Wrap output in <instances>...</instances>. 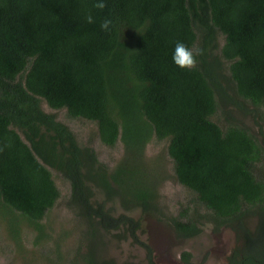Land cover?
I'll use <instances>...</instances> for the list:
<instances>
[{
	"label": "trees",
	"instance_id": "1",
	"mask_svg": "<svg viewBox=\"0 0 264 264\" xmlns=\"http://www.w3.org/2000/svg\"><path fill=\"white\" fill-rule=\"evenodd\" d=\"M97 2L0 0V229L18 248L26 230L47 242L42 220L61 196L57 173L86 225L88 251L70 264H127L103 256L96 240L118 231L152 249L129 213L162 211L168 168L146 149L164 141L171 178L198 204L171 218L177 236L229 227L236 246L226 264H264V0ZM178 41L202 51L195 68L173 62ZM44 105L95 123L102 144L120 143L116 165L109 169ZM235 112L251 116L257 131ZM115 200L118 215L107 206ZM181 257L191 264L190 252Z\"/></svg>",
	"mask_w": 264,
	"mask_h": 264
},
{
	"label": "rangeland",
	"instance_id": "2",
	"mask_svg": "<svg viewBox=\"0 0 264 264\" xmlns=\"http://www.w3.org/2000/svg\"><path fill=\"white\" fill-rule=\"evenodd\" d=\"M44 107L47 111L54 112L60 121L66 123L75 132L81 145L92 146L99 160L109 169L116 165L123 154L120 143L113 148L108 147L101 143L95 123L70 118L65 109L57 111L46 105ZM261 113L262 119L259 123L264 129V107ZM234 116L241 118L254 133L257 131L258 126L251 116L241 117L236 112ZM166 148L167 143L162 141L152 142L146 149L148 158L161 155V158L165 159L169 178L160 188L162 210L160 214H145L141 210L128 212L141 222L137 235L141 241L152 247L156 264H184L181 257L184 251L190 252L191 264H223L227 252L236 241V234L231 228L213 233L212 225L204 224L200 235L188 239H181L175 233L171 218H176L183 210L194 213L198 204L195 194L190 189L171 178L173 167ZM257 171L263 172L264 177V162L260 163ZM54 180L61 196L42 220L45 233L50 235V238L45 243L36 244L34 232L26 230L20 240L22 246L18 248L15 242L10 241L6 233L0 229V264H70L74 257H78L79 249L83 252L88 251L84 242L86 231L84 219L78 217L76 209L68 207L70 184L57 173H54ZM97 196L104 197L98 192ZM107 206L113 207L116 215L123 212L118 200L108 202ZM205 211L206 209L200 207L197 213L203 214ZM256 222V217H250L249 227L254 229ZM127 237H130L129 234ZM135 243L131 238L120 236L118 231H112L106 234V237L101 235L96 240L97 250L102 249L103 256L112 257L119 263L147 264L146 248ZM50 250L53 251L49 252Z\"/></svg>",
	"mask_w": 264,
	"mask_h": 264
},
{
	"label": "clouds",
	"instance_id": "3",
	"mask_svg": "<svg viewBox=\"0 0 264 264\" xmlns=\"http://www.w3.org/2000/svg\"><path fill=\"white\" fill-rule=\"evenodd\" d=\"M95 8L104 9L106 4L104 0H98V2L94 5ZM86 21L88 23H94V17L89 14L86 16ZM112 21L110 19L104 20L100 27L107 31L110 28ZM202 54V51H194L187 44L182 41H178L175 44L173 51V62L180 68L184 69H193L197 65V57Z\"/></svg>",
	"mask_w": 264,
	"mask_h": 264
},
{
	"label": "flooded vegetation",
	"instance_id": "4",
	"mask_svg": "<svg viewBox=\"0 0 264 264\" xmlns=\"http://www.w3.org/2000/svg\"><path fill=\"white\" fill-rule=\"evenodd\" d=\"M225 229H229V227L228 228H223L221 231H223V230H225ZM232 229V228H231ZM230 230V229H229ZM233 231V230H232ZM240 233H242V231L240 232ZM138 242H136L135 244H137ZM138 244H140V243H138ZM141 245V244H140ZM236 246V241H235V243H234V245L231 247V249L227 252V254H226V256H225V259H224V263L223 264H226V258H227V256L230 254V252H231V250L234 248ZM146 258H147V264H155L156 262H155V256H154V254H153V251H152V249L151 250H147V248H146ZM150 251V252H149ZM148 253H149V255H148ZM148 256H149V258H150V260L148 259Z\"/></svg>",
	"mask_w": 264,
	"mask_h": 264
}]
</instances>
